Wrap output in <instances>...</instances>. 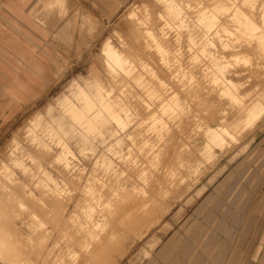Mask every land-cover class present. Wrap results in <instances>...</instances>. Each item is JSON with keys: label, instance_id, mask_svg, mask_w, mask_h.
<instances>
[{"label": "rangeland", "instance_id": "374dc122", "mask_svg": "<svg viewBox=\"0 0 264 264\" xmlns=\"http://www.w3.org/2000/svg\"><path fill=\"white\" fill-rule=\"evenodd\" d=\"M65 1L0 18V264H264V0Z\"/></svg>", "mask_w": 264, "mask_h": 264}, {"label": "crops", "instance_id": "0c3cea01", "mask_svg": "<svg viewBox=\"0 0 264 264\" xmlns=\"http://www.w3.org/2000/svg\"><path fill=\"white\" fill-rule=\"evenodd\" d=\"M122 1L124 0H92V4L93 5H97L98 3L103 4L105 9L104 10L105 15L110 16L116 11V9L118 8L119 4ZM39 4H42L40 10L44 13H49L52 12L54 9H57L58 15L60 17L58 18V20H62L64 22L65 19L64 15L68 12V8L66 7L65 0H0V8L2 10L1 11L2 13L0 14V18H10L13 21H16V18H34L35 21L42 23L43 18H40L39 16L37 17V15L34 16V13L38 12L37 10H34V6ZM74 22H75V18L66 19L65 22L62 24V26L59 27V32L57 34L59 36H65L69 32V29H73ZM96 24H97V19H95L91 15H87L83 17L81 23L82 27L80 29V34H79L80 41H78L79 42L78 44L84 42L87 36H94L96 32ZM11 25L15 29L20 31L16 23H11ZM71 36L72 35L70 33V37ZM27 220L29 221L28 223H31L32 220L35 221L36 219L34 217L32 218L28 217ZM231 258L226 260L225 254L223 253L222 255H218L216 259V264H227L228 261L231 260ZM241 264H243V262Z\"/></svg>", "mask_w": 264, "mask_h": 264}, {"label": "bare ground", "instance_id": "6f19581e", "mask_svg": "<svg viewBox=\"0 0 264 264\" xmlns=\"http://www.w3.org/2000/svg\"><path fill=\"white\" fill-rule=\"evenodd\" d=\"M200 1V0H199ZM205 1V0H204ZM177 2V1H176ZM203 2V1H202ZM156 5H160V4H156ZM194 8V7H193ZM202 8V7H201ZM198 9V8H197ZM200 9V8H199ZM141 10V9H140ZM212 10V9H211ZM142 11V10H141ZM208 11V10H207ZM185 12H186V10H185ZM206 12V11H205ZM188 13V12H187ZM205 14V13H204ZM203 14V15H204ZM202 14H201V16H203ZM212 15H213V13H212ZM195 16V15H194ZM204 18V17H203ZM158 20V19H157ZM194 21V20H193ZM126 24H128V23H126ZM217 24V23H216ZM125 25V24H124ZM133 25H136V24H133ZM133 25L131 26V27H133ZM190 25V24H189ZM127 27V26H126ZM128 28V27H127ZM138 28V27H137ZM129 29V28H128ZM131 29V28H130ZM142 29V28H141ZM132 30V29H131ZM131 30H129V31H131ZM138 30V29H137ZM135 31H136V29H135ZM116 32V31H115ZM171 32H173V31H171ZM196 32V31H195ZM131 33V32H130ZM129 33V34H130ZM132 33H133V31H132ZM142 33V32H141ZM138 34V33H137ZM137 34H135V35H137ZM199 34V33H198ZM194 38V37H193ZM126 39V38H125ZM124 40V39H123ZM197 40V39H196ZM195 40V41H196ZM125 41V40H124ZM140 41V40H139ZM172 42H173V39H172ZM145 43V42H144ZM175 43V42H174ZM237 43V42H236ZM235 43V44H236ZM218 46V45H217ZM143 47V46H142ZM134 48V47H133ZM221 48V47H220ZM102 49L104 50V52L108 55V57H110L111 59L112 58H114L115 57V52H114V50H113V47H112V45H111V42L109 41V40H106V41H104L103 42V44H102ZM222 51V50H221ZM224 51V50H223ZM245 51V50H244ZM189 55V54H188ZM224 55V54H223ZM248 55V54H247ZM225 56V55H224ZM203 59V58H202ZM233 72H234V70H233ZM236 72V71H235ZM241 75V74H240ZM251 86V85H250ZM257 88V87H256ZM253 89V88H252ZM240 91V90H239ZM261 94V93H260ZM248 99V98H247ZM245 103V102H244ZM237 106V105H236ZM229 111V110H228ZM236 113V112H235ZM198 163V162H197ZM199 165V164H198ZM194 171V170H193ZM197 172V171H196ZM194 174V173H193ZM129 219V218H128Z\"/></svg>", "mask_w": 264, "mask_h": 264}]
</instances>
